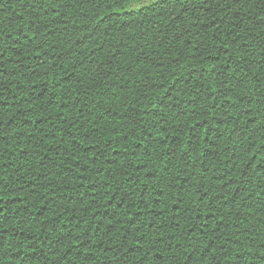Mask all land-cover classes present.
<instances>
[{
  "label": "trees",
  "instance_id": "obj_1",
  "mask_svg": "<svg viewBox=\"0 0 264 264\" xmlns=\"http://www.w3.org/2000/svg\"><path fill=\"white\" fill-rule=\"evenodd\" d=\"M0 264H264V0H0Z\"/></svg>",
  "mask_w": 264,
  "mask_h": 264
}]
</instances>
